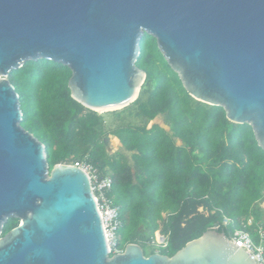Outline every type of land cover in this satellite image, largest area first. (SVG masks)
Listing matches in <instances>:
<instances>
[{
	"label": "water",
	"instance_id": "1",
	"mask_svg": "<svg viewBox=\"0 0 264 264\" xmlns=\"http://www.w3.org/2000/svg\"><path fill=\"white\" fill-rule=\"evenodd\" d=\"M144 33L195 100L251 126L264 149V0H0V264H257L207 229L168 256L137 243L110 255L89 175L49 166L45 146L21 125L8 75L28 60L71 70V97L112 111L138 97Z\"/></svg>",
	"mask_w": 264,
	"mask_h": 264
},
{
	"label": "trees",
	"instance_id": "2",
	"mask_svg": "<svg viewBox=\"0 0 264 264\" xmlns=\"http://www.w3.org/2000/svg\"><path fill=\"white\" fill-rule=\"evenodd\" d=\"M135 63L146 77L125 108L143 120L162 113L169 118L168 129L119 123L107 131L131 152L135 170L121 153H107L105 120L71 97V70L62 63L28 60L11 70L20 125L44 144L50 167L82 160L110 177L106 195L119 209L118 249L137 243L143 250L160 230L167 245L157 252L171 256L207 229L230 238L248 217L256 240L255 225L264 227V149L251 126L229 121L221 106L193 99L150 34L142 35ZM223 215L232 220L227 226ZM17 224L7 219L2 234Z\"/></svg>",
	"mask_w": 264,
	"mask_h": 264
},
{
	"label": "built area",
	"instance_id": "3",
	"mask_svg": "<svg viewBox=\"0 0 264 264\" xmlns=\"http://www.w3.org/2000/svg\"><path fill=\"white\" fill-rule=\"evenodd\" d=\"M76 167L83 169L90 178L92 191L97 202L98 211L100 214L104 235L107 242L108 253L114 254L122 252L123 250L116 247V231L120 227L121 222L118 217V206L115 205L112 200L106 195V192L110 189L111 179L108 175L101 176L97 169L91 164L78 160L73 163H69ZM263 201L260 203V207L264 209ZM198 211L202 212V207L198 208ZM232 222L230 218L223 215L221 224L224 226L229 225ZM253 218L248 217L242 227L234 228L231 232V239L257 264H264V227L261 224H256L254 232L256 233V240L252 238V235L247 227L252 225ZM159 238L152 240V242L158 248H163L167 245V236L163 235L160 230L155 232Z\"/></svg>",
	"mask_w": 264,
	"mask_h": 264
},
{
	"label": "rangeland",
	"instance_id": "4",
	"mask_svg": "<svg viewBox=\"0 0 264 264\" xmlns=\"http://www.w3.org/2000/svg\"><path fill=\"white\" fill-rule=\"evenodd\" d=\"M98 111L99 112L97 113L102 115L105 120V134L103 136V141L105 143V149L107 153L110 156H113L116 153H121L127 158L133 170H135L136 167H134L132 164L131 152H128L123 147H121L117 138L109 134L107 131L119 123H128L131 125H145L146 127H149L153 123H156L164 127L165 129H168L169 118L167 113L158 114L152 120H143L141 118L135 117L132 113V110L126 109L125 107L112 111H101V110ZM262 218L264 220V216ZM156 238H157V234L154 233L153 240H156ZM153 251L154 252L158 251V247H156V245L153 242H149L148 244L144 245L143 253L145 256H148L149 254L153 253Z\"/></svg>",
	"mask_w": 264,
	"mask_h": 264
},
{
	"label": "flooded vegetation",
	"instance_id": "5",
	"mask_svg": "<svg viewBox=\"0 0 264 264\" xmlns=\"http://www.w3.org/2000/svg\"><path fill=\"white\" fill-rule=\"evenodd\" d=\"M5 223H6V222H5ZM5 223H4V224H5ZM4 224H3V226H4ZM3 226H2V229H1V232H0V237H2V236L5 234V233L2 234ZM8 231H9V230H8ZM8 231H7V232H8Z\"/></svg>",
	"mask_w": 264,
	"mask_h": 264
},
{
	"label": "bare ground",
	"instance_id": "6",
	"mask_svg": "<svg viewBox=\"0 0 264 264\" xmlns=\"http://www.w3.org/2000/svg\"><path fill=\"white\" fill-rule=\"evenodd\" d=\"M97 110H101V111H105V110H102V109H97ZM99 112V111H98ZM264 203V202H263ZM264 206V205H263ZM157 237L159 238V236L157 235Z\"/></svg>",
	"mask_w": 264,
	"mask_h": 264
}]
</instances>
